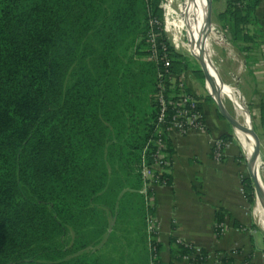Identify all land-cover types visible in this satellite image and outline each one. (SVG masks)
I'll return each mask as SVG.
<instances>
[{
	"label": "trees",
	"instance_id": "16d2710c",
	"mask_svg": "<svg viewBox=\"0 0 264 264\" xmlns=\"http://www.w3.org/2000/svg\"><path fill=\"white\" fill-rule=\"evenodd\" d=\"M260 2L225 1L218 16L234 44L264 42ZM162 3L0 0V264L208 260L206 249L172 236L171 260L163 262L157 226L147 233L155 208L146 200L143 170L160 171L153 156L159 139L172 157L167 128L175 114L170 106L158 125L152 28L161 32L157 42L171 70L196 72L204 83L201 67L165 37ZM177 93L175 86L166 96ZM171 183L169 172L157 182ZM243 188L254 204L249 175ZM225 217L218 210L217 223ZM120 224L143 230L141 246L119 245Z\"/></svg>",
	"mask_w": 264,
	"mask_h": 264
},
{
	"label": "crops",
	"instance_id": "0c3cea01",
	"mask_svg": "<svg viewBox=\"0 0 264 264\" xmlns=\"http://www.w3.org/2000/svg\"><path fill=\"white\" fill-rule=\"evenodd\" d=\"M257 15L264 30V0ZM228 41L235 50L224 62V68L219 67V76L223 84L235 87L241 95L260 140V161L264 167V42L256 39L255 43L236 45L230 37ZM239 46L246 49L240 50ZM186 74V87L200 100L206 128L186 134L175 129L169 132L174 150L168 171L172 183L154 188V218L162 243L160 258L163 262L171 260L170 239L175 236L209 252L208 260L202 264H264V226L255 203L247 200L243 188V179L248 176L244 147L234 126L220 113L208 87L190 70ZM233 108L238 117L235 103ZM223 135L232 138L227 139L223 158L216 160L211 153L212 143ZM220 209L226 213L224 231L217 227ZM225 255L231 260L229 263H222ZM174 264L192 263L185 258L175 260Z\"/></svg>",
	"mask_w": 264,
	"mask_h": 264
},
{
	"label": "built area",
	"instance_id": "2783aa9c",
	"mask_svg": "<svg viewBox=\"0 0 264 264\" xmlns=\"http://www.w3.org/2000/svg\"><path fill=\"white\" fill-rule=\"evenodd\" d=\"M157 23L153 21L152 24ZM160 32L152 28L149 32L150 55L149 59L155 61L160 65L158 71V83L156 98L159 103L160 112L158 115V125L165 123L168 120L167 110L172 106L175 114L171 118V124L167 128L168 131L175 129L181 134H186L191 130H204L206 123L204 113L200 107L199 98L192 92L186 91V71L177 74L171 70V59L162 53L166 47H159L157 38ZM178 86V93L175 95L176 99H169L166 96L167 90L174 89ZM228 141L224 137H217L212 143L211 153L216 160H221L224 155V150L228 146ZM158 149L154 153L155 164L160 168L157 175H153L150 169L145 166L143 175L145 179L144 191L146 192V200L150 207H153L154 202V188L157 182L162 179L163 173L168 172L171 165V158L168 155L167 144L163 139L157 141ZM157 224L153 214L148 215V229L150 233L156 228ZM220 231L225 230V224H217Z\"/></svg>",
	"mask_w": 264,
	"mask_h": 264
},
{
	"label": "rangeland",
	"instance_id": "374dc122",
	"mask_svg": "<svg viewBox=\"0 0 264 264\" xmlns=\"http://www.w3.org/2000/svg\"><path fill=\"white\" fill-rule=\"evenodd\" d=\"M225 1L226 0H212V25L214 26L215 29H217L220 39L216 41L213 40L211 42L210 60L212 61V63H214L216 68L218 67V69L219 67L224 68L225 66L224 62L230 56V54H232L233 49L235 50V46L233 47L228 41V37H230L229 30L223 27L219 19V16H218L219 13L222 10H224ZM183 2L184 0H163V3H162V8L164 10V23H163V28H162L163 33L165 34V37L169 40L171 46H173L175 51L180 52L184 54L185 56H187V58L192 64L200 66L199 60L197 56L195 55L196 53L194 54V52L189 47V38H188L189 32L186 30V28H183V30L176 29L175 26L173 25L175 24V22L182 20V18L184 17V12L182 10ZM191 72L194 75H196L199 81H201L200 77L198 76L196 72H193V71ZM204 85H206V79L204 81ZM208 92H211V91H208ZM223 101L225 105L228 107L227 109L230 112V114L235 116V110L233 108L234 103L232 99L228 97L227 98L224 97ZM243 155L245 158L246 172L249 175L248 169H247L248 168V161H247L248 152L245 148L243 149ZM259 171L260 172L257 175L260 178L262 184L264 185V167H262L261 170ZM258 201L259 200L256 199L255 201L256 206H257ZM151 213L152 211H150L149 214ZM119 228L120 229L117 231V236H118L117 240H119L120 242L119 245L125 246L130 241L131 243L132 241L135 243L133 245L142 244L141 238L143 239V236H142V234L144 233L143 230L138 231L132 226H127L126 224L124 225L120 224ZM147 233L149 236L150 234L149 229L147 230ZM151 238L152 237L150 236L148 240L151 241Z\"/></svg>",
	"mask_w": 264,
	"mask_h": 264
},
{
	"label": "bare ground",
	"instance_id": "6f19581e",
	"mask_svg": "<svg viewBox=\"0 0 264 264\" xmlns=\"http://www.w3.org/2000/svg\"><path fill=\"white\" fill-rule=\"evenodd\" d=\"M211 1L212 0H184L183 6H182L184 17L182 18V20H179L178 22H175V24H173L175 28L182 29V30L183 28H186L187 31L191 32V36L193 35L195 31L200 32L202 26L204 25L205 17L208 14L209 4ZM208 35L210 39H209L208 50H206V57H207L210 69L212 71V74L217 84L216 88L218 89V92L220 96H222V98L230 97L231 99H233V102L235 103V108L238 113V117L236 115V118L244 125V128L236 129L235 133L239 141L241 142V144L244 146V148L248 152L247 161L249 163V166L252 167V169L257 170L256 164H255V142H254V139L252 138L251 132L249 131L250 120L248 118V111L245 110L243 106L241 95L238 92V90L235 87H231L226 84H223L219 76L218 68H216L214 63H212V61L210 60L211 42L213 40L216 41L220 39L217 29H215L213 25ZM189 47L194 52V54L196 53L195 55L200 61V59H202L201 43L197 41L193 42L189 38ZM208 88L213 94L214 89L210 86V84L208 85ZM261 168L262 167H260L259 170H261ZM259 172L260 171H256V174H259ZM256 210L259 213V216H260L259 219H261V223L264 226V205H262L259 201L257 202Z\"/></svg>",
	"mask_w": 264,
	"mask_h": 264
},
{
	"label": "water",
	"instance_id": "95a60500",
	"mask_svg": "<svg viewBox=\"0 0 264 264\" xmlns=\"http://www.w3.org/2000/svg\"><path fill=\"white\" fill-rule=\"evenodd\" d=\"M211 29H212V1L209 4L208 14L205 17V22L201 28V31L200 32L195 31L192 36H191V32L188 31L189 38L193 42L197 41L201 43L202 59H200L199 63L205 75L206 86L208 87V85L210 84V86L214 89V93L212 94L210 92V94L213 97L214 101L216 102L220 113L234 126L235 129H242L244 128V125L235 116L231 115L226 109L223 103L222 97L220 96L218 89L216 88L217 84H216V81L214 79V76L212 74V71L210 69V66H209V63L206 57V50H208L209 39H210L208 33L210 32ZM249 131L251 132L252 138L254 139V142H255V164L257 167V170H254L252 169V167L249 166V163H248L249 174L254 183L256 199L259 200V202L262 205H264V187H263V184L260 178L256 174V171H259L262 165L260 161L261 160L260 140L251 124H250Z\"/></svg>",
	"mask_w": 264,
	"mask_h": 264
}]
</instances>
